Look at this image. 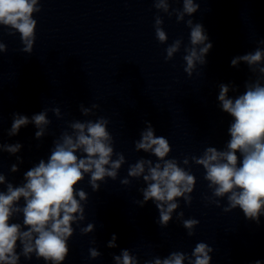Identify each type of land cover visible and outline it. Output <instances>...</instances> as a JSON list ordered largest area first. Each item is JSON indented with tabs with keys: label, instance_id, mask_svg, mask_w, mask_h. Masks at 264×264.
<instances>
[{
	"label": "clouds",
	"instance_id": "1",
	"mask_svg": "<svg viewBox=\"0 0 264 264\" xmlns=\"http://www.w3.org/2000/svg\"><path fill=\"white\" fill-rule=\"evenodd\" d=\"M179 3L181 0H171ZM155 9L175 15L176 21L184 22L190 29L189 45L184 47V72L191 77L197 67L207 63L206 56L213 44L202 24L194 23L191 17L199 10L195 0H182L183 7L170 8V0H153ZM40 0H0V26L9 29L8 35L20 34L23 47L21 52L32 54L36 39L37 21L35 13L41 11ZM161 16L155 17V36L159 43L166 44L168 35L163 29ZM182 38L174 40L165 49V61L174 58L182 46ZM264 45V39L259 41ZM8 51L7 45L0 41V54ZM243 62L249 70L256 74L255 81H245V91L242 94L229 97V91H237L236 86L220 84L218 101L224 113L232 117L227 129L230 139L224 150L216 147H206L200 156L185 157L182 162L175 158L168 159L172 151L170 143L164 136H157L149 121L140 133V139L134 142L137 152L143 151L156 158L141 157L130 164L127 177L120 180L122 185H130L132 179L143 181L145 187L138 191L142 200H136L139 207L152 201L159 212L157 224L167 227L176 219L187 230L189 237L200 221L195 218H184L179 199L185 205L192 203L191 193L196 185V177L190 171L192 163L202 166L205 171L204 180L211 190V196L203 199L207 204L222 207V211L230 213L240 209L246 220L260 224L264 216V49L257 47L254 51L234 57L232 67H238ZM100 105L93 103L91 107L79 106L85 117L95 115ZM51 111L57 119H62L59 107L47 109L28 116L14 113L8 135L15 136L22 127L34 124L37 131L35 138L42 139L48 134L52 121L48 118ZM110 121L105 117L96 120H73L68 122V128L61 132L53 141L51 154L47 161L41 159L38 164L24 173V182L15 186L0 172V185L6 186V191L0 190V264H20L21 257L31 260H43L45 264H63L69 255V239L75 228L86 219L85 205L88 193L78 189L87 175L88 183L93 192L101 189V184L107 178L117 180L121 167L126 163L123 153L115 152L114 139L108 130ZM20 143L2 144L0 152L16 155L22 149ZM113 156L116 158L113 159ZM17 164H12L10 172L19 171L18 164L23 159L17 156ZM181 163L185 167H181ZM189 169V170H186ZM131 178V179H130ZM226 198V205L221 200ZM23 199V204H20ZM22 215V223L12 222ZM96 230L94 223L80 227V233L87 235ZM117 237L112 235L108 248H116ZM19 242V243H18ZM95 243V240L92 241ZM20 251L17 252V248ZM89 258L96 260L102 253L95 247L88 249ZM214 248L205 242L196 243L191 254L173 251L166 257H154L144 264H211ZM114 264H139V260L128 249H122L119 255L113 254ZM252 264H264L257 259Z\"/></svg>",
	"mask_w": 264,
	"mask_h": 264
}]
</instances>
